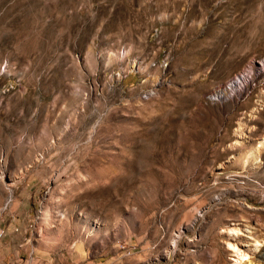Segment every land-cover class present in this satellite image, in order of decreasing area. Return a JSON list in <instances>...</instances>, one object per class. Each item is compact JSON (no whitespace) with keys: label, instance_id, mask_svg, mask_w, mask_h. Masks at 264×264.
Segmentation results:
<instances>
[{"label":"rangeland","instance_id":"1","mask_svg":"<svg viewBox=\"0 0 264 264\" xmlns=\"http://www.w3.org/2000/svg\"><path fill=\"white\" fill-rule=\"evenodd\" d=\"M3 216L22 264H264V0H0Z\"/></svg>","mask_w":264,"mask_h":264},{"label":"crops","instance_id":"2","mask_svg":"<svg viewBox=\"0 0 264 264\" xmlns=\"http://www.w3.org/2000/svg\"><path fill=\"white\" fill-rule=\"evenodd\" d=\"M12 219L3 216L0 219V264L19 263L21 250L14 251L12 236ZM117 253V252H116ZM38 264H119V257L108 256L101 251H94L90 245L76 243L73 248L61 251L60 255H34L33 261Z\"/></svg>","mask_w":264,"mask_h":264},{"label":"bare ground","instance_id":"3","mask_svg":"<svg viewBox=\"0 0 264 264\" xmlns=\"http://www.w3.org/2000/svg\"><path fill=\"white\" fill-rule=\"evenodd\" d=\"M241 85V83H239L238 81H236L234 84H233V86L232 87H238V86H240ZM235 252H236V254H237V256L239 257V259L241 260L240 262L242 263V262H244L246 259H245V256L243 255V254H241L239 251H236V248H235ZM239 262V261H238ZM238 264V263H237Z\"/></svg>","mask_w":264,"mask_h":264}]
</instances>
